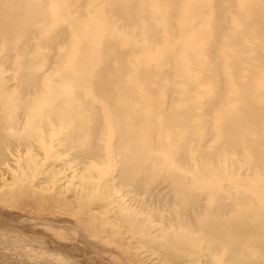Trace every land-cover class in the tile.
Wrapping results in <instances>:
<instances>
[{
    "label": "bare ground",
    "instance_id": "6f19581e",
    "mask_svg": "<svg viewBox=\"0 0 264 264\" xmlns=\"http://www.w3.org/2000/svg\"><path fill=\"white\" fill-rule=\"evenodd\" d=\"M70 162L72 204L32 184ZM5 173L164 264H264V0H0Z\"/></svg>",
    "mask_w": 264,
    "mask_h": 264
},
{
    "label": "rangeland",
    "instance_id": "374dc122",
    "mask_svg": "<svg viewBox=\"0 0 264 264\" xmlns=\"http://www.w3.org/2000/svg\"><path fill=\"white\" fill-rule=\"evenodd\" d=\"M74 166L72 162L65 166L66 169L59 179L49 178L45 174L48 181L39 184L41 179L39 175L32 184L38 191L51 196L52 199L58 198L72 204L76 199L72 189L77 182L72 175ZM57 168L61 167L58 165ZM12 180V174L0 175V195L5 188L12 185ZM118 194L121 201L131 205L132 209L144 207L142 201L133 197V192L121 189ZM2 195L0 196V264L163 263L146 244H140L128 232L123 234L121 240L109 237L105 231L97 227L92 233L85 232L78 217L69 207L63 205V201L53 203L48 199L38 200L37 197L15 199ZM97 206L96 203L92 209L96 215L111 216L112 220L114 219L112 217L114 210H109L113 205L108 206V210L97 209Z\"/></svg>",
    "mask_w": 264,
    "mask_h": 264
}]
</instances>
